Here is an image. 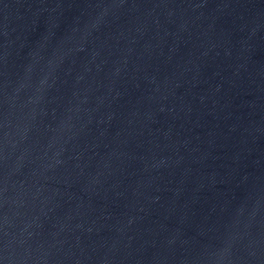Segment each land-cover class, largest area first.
Returning <instances> with one entry per match:
<instances>
[{
  "label": "water",
  "instance_id": "water-1",
  "mask_svg": "<svg viewBox=\"0 0 264 264\" xmlns=\"http://www.w3.org/2000/svg\"><path fill=\"white\" fill-rule=\"evenodd\" d=\"M129 67L264 109V0H0Z\"/></svg>",
  "mask_w": 264,
  "mask_h": 264
}]
</instances>
